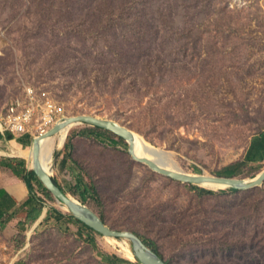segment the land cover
<instances>
[{"label": "rangeland", "instance_id": "374dc122", "mask_svg": "<svg viewBox=\"0 0 264 264\" xmlns=\"http://www.w3.org/2000/svg\"><path fill=\"white\" fill-rule=\"evenodd\" d=\"M27 88L66 117L115 120L182 172L213 175L264 132V0H0V116ZM88 128L56 149L52 176L78 200V179L93 185L84 204L108 226L152 243L167 264H264V184L200 194L133 161L128 146L81 136ZM32 140H0V162L31 170L17 151ZM263 169L264 157L237 177ZM2 177L14 176L0 164ZM32 185L37 208L24 199L0 222V264L124 258Z\"/></svg>", "mask_w": 264, "mask_h": 264}, {"label": "water", "instance_id": "95a60500", "mask_svg": "<svg viewBox=\"0 0 264 264\" xmlns=\"http://www.w3.org/2000/svg\"><path fill=\"white\" fill-rule=\"evenodd\" d=\"M69 125H87L89 127L99 128L108 131L117 137L122 138L128 146L127 153L131 159L137 163L147 166L151 171L172 179L174 181L202 187L206 183L220 186V189H233L245 191L261 187L264 184V169L252 179H244L239 177H222L202 172L201 174H189L182 171H173L167 169L163 164L138 157L134 152L135 134L129 128L121 125L115 120L103 118L95 115H76L63 118L47 133L33 138L31 143L33 158V167L37 178L43 186L58 200L59 203L67 206L69 212L79 221L90 227L94 232L102 236L112 237L125 240L132 252L133 260L139 264H167L161 256L148 247L143 240L133 231L113 229L108 226L104 220L89 206L76 199L74 196L66 193L55 182L52 174L47 171L40 160V139L42 137L55 135L63 126ZM65 145V144H64Z\"/></svg>", "mask_w": 264, "mask_h": 264}, {"label": "trees", "instance_id": "16d2710c", "mask_svg": "<svg viewBox=\"0 0 264 264\" xmlns=\"http://www.w3.org/2000/svg\"><path fill=\"white\" fill-rule=\"evenodd\" d=\"M90 136L93 137L95 140L103 144L104 146H107L109 148L115 149L119 145L121 146H127L125 141L117 137L116 135L94 127H89L88 129H85L81 132V136ZM106 136L107 139H102V137ZM7 140V141H16L21 147L26 148L30 145L31 137L29 135H23L21 137H15L9 132H5L3 134L0 133V140ZM72 138H68L66 144H65V151L72 148ZM264 157V132L260 135H257L253 137L250 140V143L247 147V150L243 156V158L240 161L231 163L219 171L215 172L213 175L216 176H222V177H237L241 175L244 171V168L251 164H258L260 162V159ZM0 164L6 168H8L14 177L17 179L23 181L27 187L30 189V195L26 201L23 202V206H28L31 209L37 208L39 205L40 198L34 194V188L33 183L38 184L42 187L43 193L46 197L50 199H54V196L52 193H50L41 183V181L37 178L36 174L33 170H27L26 164L23 159H2ZM80 178V177H79ZM55 180V179H54ZM55 182L58 184V186L65 191V189L55 180ZM78 188H79V199L81 202H86L88 193H92L93 197L96 196V189L93 185H88L86 183H82L80 179H78ZM195 190H197L200 194H214L213 191L207 190L204 188H200L195 186ZM220 193H237L238 190L233 189H225L219 191ZM95 195V196H94ZM13 198V197H12ZM16 206V201L11 200L10 196L3 190H0V222L3 223L2 219L8 215L11 214L10 211L13 207ZM39 215H34L33 220H37ZM58 219L64 218V214L57 213ZM71 217L78 223L81 227L86 228L90 231H93L90 227L82 223L81 221L77 220L73 215ZM101 218L103 219L102 215ZM93 246H95L94 238L90 239ZM144 242L153 250L155 251L159 256L161 254L159 253L158 249L155 245H152V243H149L148 241L144 240ZM103 260L107 262L108 264H139V262H130L129 260H126L122 257H119L115 253H111L109 255L101 254Z\"/></svg>", "mask_w": 264, "mask_h": 264}, {"label": "built area", "instance_id": "2783aa9c", "mask_svg": "<svg viewBox=\"0 0 264 264\" xmlns=\"http://www.w3.org/2000/svg\"><path fill=\"white\" fill-rule=\"evenodd\" d=\"M66 117L62 106L46 93L37 94L31 88L24 90L23 97L15 99L0 116V133L15 137H37L47 133Z\"/></svg>", "mask_w": 264, "mask_h": 264}, {"label": "bare ground", "instance_id": "6f19581e", "mask_svg": "<svg viewBox=\"0 0 264 264\" xmlns=\"http://www.w3.org/2000/svg\"><path fill=\"white\" fill-rule=\"evenodd\" d=\"M76 125L63 126L62 129L55 135L42 137L40 139V160L44 168L52 174V165L54 163L55 151L57 148H62L66 143L67 137L70 131ZM134 152L138 157H145L150 160L157 161L163 164L167 169L173 171H180L173 163L169 160L168 154L158 148H155L144 141L142 137L135 134L134 139ZM22 157H24L28 162V167L31 169L33 167L32 148L26 150L17 151ZM7 154V153H6ZM202 188L208 190L220 189V186L206 183L202 185ZM58 201V200H57ZM61 207L65 211H69L67 206L62 204ZM112 247L117 249L118 254L124 258L133 259V255L128 243L125 240H118L112 237H105ZM134 261V260H133Z\"/></svg>", "mask_w": 264, "mask_h": 264}, {"label": "crops", "instance_id": "0c3cea01", "mask_svg": "<svg viewBox=\"0 0 264 264\" xmlns=\"http://www.w3.org/2000/svg\"><path fill=\"white\" fill-rule=\"evenodd\" d=\"M0 184H3V186H0V190L5 191L10 196L11 200H15L16 205L20 201L28 199L30 195V191L28 190V188H26L25 183L17 179L16 177H2L0 179ZM14 208L15 207H13L11 210H13Z\"/></svg>", "mask_w": 264, "mask_h": 264}]
</instances>
